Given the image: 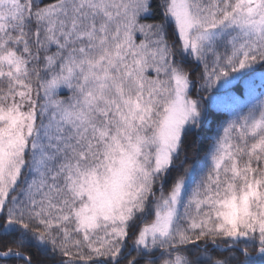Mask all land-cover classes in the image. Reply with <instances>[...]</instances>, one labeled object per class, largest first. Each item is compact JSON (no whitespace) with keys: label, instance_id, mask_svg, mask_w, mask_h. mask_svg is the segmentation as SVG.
<instances>
[{"label":"trees","instance_id":"16d2710c","mask_svg":"<svg viewBox=\"0 0 264 264\" xmlns=\"http://www.w3.org/2000/svg\"><path fill=\"white\" fill-rule=\"evenodd\" d=\"M10 1L13 5L0 12V117L25 120L23 136L33 122L42 150L30 162L32 137L28 139L29 150L22 156L26 166L1 207L0 253L22 256L0 257V264H264V255H258L262 237L235 240L205 223L211 220L205 215L207 200L245 190L264 194V130L247 129L264 110V40L245 41L225 30L244 0H190L204 28L219 33L200 50L199 63L180 52L176 27L165 17L170 0ZM106 55L116 62L117 101L106 112L118 129V112L127 114L132 106L152 111L154 121L164 116L174 71L190 76L201 121L183 133L175 167L165 183L156 178L150 190L155 197L146 195L126 235L91 244L78 229L82 203L70 184L88 162L92 143L64 119L57 125L56 114L52 120L43 118L41 110L43 95L51 90L52 101L64 108L73 85L57 86ZM231 78L236 82L228 88L217 84ZM214 95L222 100L210 103ZM9 129L0 124V134ZM44 131L48 134L42 138ZM182 184L171 244L151 251L139 248L137 238L154 223L160 202Z\"/></svg>","mask_w":264,"mask_h":264},{"label":"rangeland","instance_id":"374dc122","mask_svg":"<svg viewBox=\"0 0 264 264\" xmlns=\"http://www.w3.org/2000/svg\"><path fill=\"white\" fill-rule=\"evenodd\" d=\"M240 2L232 14L234 16L231 18L229 15L225 27L227 34L237 33L245 41L253 39L262 43L264 0ZM12 5L10 0L0 1V12L7 11ZM192 6L190 0H170L165 17L176 27L181 54L190 56L199 63L200 50L213 42L219 33L204 28L205 23L198 19ZM232 41H237L235 36ZM115 67L114 56L106 55L83 65L72 76H67L64 83L57 86V89L62 90L64 85H73L72 94L64 108L52 101L53 90L43 95L46 99L41 110L43 118L52 120L56 114L57 125L64 124L65 120L68 127L80 133L84 141L89 136L88 145L92 143L91 149L87 150L91 153L86 156L88 162L80 167L70 184L72 194L82 203L77 210L78 229L91 244L95 241L103 244L110 236L117 239L126 235L127 224L135 211L141 209L147 201L144 200L146 195L150 194L152 199L155 197L150 190L156 178L161 176L165 183L169 172L175 167L173 159L178 153L183 133L201 121L192 96L194 86L190 76L174 71L172 97L164 116L154 121L151 118L152 111L132 106L127 114L118 112L116 119L121 123V129H118L114 118L106 112L113 101L117 106ZM235 82V78H231L225 84L218 80L217 84L228 88ZM220 98L222 97L214 95L207 102L221 101ZM24 123L25 120L10 114L0 117V124L10 128L9 132L0 134V210L8 194L14 190L19 173L26 166L22 156L29 150L28 139L32 137L30 162L42 150L41 134L38 130L33 132L32 122L27 136H23ZM247 129L251 132L264 130V110L261 116L248 122ZM43 133L42 138L48 134L47 131ZM49 138L46 139L48 142L51 141ZM183 188L184 184L160 202L154 223L145 226L137 238L136 245L139 248L151 251L160 245L171 244L174 239L171 231ZM204 205L207 209L205 215L211 218L205 223H213V227L225 230L235 240H251L258 235L264 243V194L245 190L220 200H207ZM259 253L264 255V247ZM129 254L127 252L125 256ZM175 264L184 263L177 260Z\"/></svg>","mask_w":264,"mask_h":264}]
</instances>
